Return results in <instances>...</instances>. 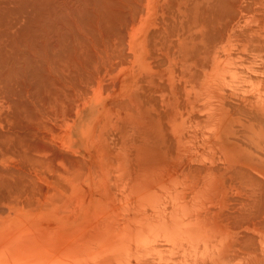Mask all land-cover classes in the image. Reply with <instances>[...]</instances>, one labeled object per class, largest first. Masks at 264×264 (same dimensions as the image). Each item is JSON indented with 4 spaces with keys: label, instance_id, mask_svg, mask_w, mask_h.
<instances>
[{
    "label": "bare ground",
    "instance_id": "6f19581e",
    "mask_svg": "<svg viewBox=\"0 0 264 264\" xmlns=\"http://www.w3.org/2000/svg\"><path fill=\"white\" fill-rule=\"evenodd\" d=\"M0 264H264V0H0Z\"/></svg>",
    "mask_w": 264,
    "mask_h": 264
}]
</instances>
